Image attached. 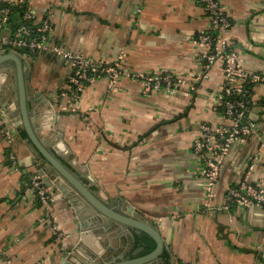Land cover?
Wrapping results in <instances>:
<instances>
[{"label":"crops","instance_id":"crops-1","mask_svg":"<svg viewBox=\"0 0 264 264\" xmlns=\"http://www.w3.org/2000/svg\"><path fill=\"white\" fill-rule=\"evenodd\" d=\"M219 1L230 25L218 40L235 52L243 71L264 76V0ZM18 2L0 0V8H8L7 19L0 23V55L12 51L1 41L12 37L19 25L17 11L9 21ZM23 2L37 26L50 17L48 46H63L108 64L122 54L124 67L134 72L185 79L171 93L147 92L140 78L126 73L115 86L99 76L75 97L67 59L50 48L28 52L29 109L33 117L37 111H54L52 128H39V136L53 144L62 134L68 152L58 157L93 189L99 183L114 206L123 211L131 206L157 226L169 264H264V207H244L227 198L229 188L245 176L255 185L264 182V81L251 84L249 116L255 132L231 145L209 201L204 160L194 145L203 136L202 124L225 126L230 120L221 100L224 61L219 58L207 66L195 42L199 32L212 28L199 1ZM3 65L12 75L0 88L5 104L1 126L17 134L0 132V264H59L66 247L77 240L80 222L103 227L99 234L115 247L108 255L122 250L136 254L141 232L104 217L94 221V210L77 193L68 197L58 186L49 187L47 210L29 189L33 173L51 174V166L28 140L23 125L21 130L16 125L20 110L9 106L17 101L15 63ZM163 252L150 264L163 263Z\"/></svg>","mask_w":264,"mask_h":264},{"label":"built area","instance_id":"built-area-1","mask_svg":"<svg viewBox=\"0 0 264 264\" xmlns=\"http://www.w3.org/2000/svg\"><path fill=\"white\" fill-rule=\"evenodd\" d=\"M206 11L211 21V27L199 32L196 43L201 51V56L205 59L207 66L222 58L224 61L225 81L222 88L221 100L224 112L230 120L225 126H211L202 124L203 136L197 139L194 145L195 151L204 160L203 175L205 178V188L209 201L215 195V188L219 178L222 163L231 147L238 139L244 138L255 132V122L250 118L249 111L251 105V86L264 81V76L258 73L248 74L243 71L238 62V57L233 51L227 49L226 41L218 40L220 31L230 25L228 16L219 0H198ZM23 0H19L18 6H23ZM2 20L8 17V8H0ZM34 18L32 10L27 7L23 13V22L19 24L12 37L2 39L1 44L10 50L24 52H40L50 48L58 55L67 59L72 66L70 83L71 92L75 97L83 90L86 84L94 82L99 76H106L111 86L123 74L140 78L144 90H167L171 93L178 91L179 86L185 83V79L178 75L146 74L134 72L124 67L122 54L114 63H104L95 61L81 52L65 48L63 46H48V34L51 29L50 17L47 16L43 22L35 29L27 24ZM1 125V120H0ZM8 134V130H4ZM30 190L34 191L38 199L45 205L47 210L52 200L51 190L45 185L43 177L39 173H33L30 178ZM227 198L238 205L249 207L258 205L264 207V182L261 185L253 184L245 176L236 186L229 188ZM209 204V203H207Z\"/></svg>","mask_w":264,"mask_h":264},{"label":"water","instance_id":"water-1","mask_svg":"<svg viewBox=\"0 0 264 264\" xmlns=\"http://www.w3.org/2000/svg\"><path fill=\"white\" fill-rule=\"evenodd\" d=\"M21 55L22 54L15 51L5 52L0 55V88L3 84L8 83L12 75L8 73L9 68L3 64L7 61H13L16 70L17 101L10 103L9 106L12 109L19 108L21 114L20 120L16 122L18 129L21 130V125H23L27 132L28 140H31L35 148L41 154L42 160L48 162L51 166V174H46L44 170H40L45 185L48 187L58 186L68 197L77 193L79 198L84 200L94 210V221L104 217L107 220H112L121 225L136 229L138 232H144L156 241V247L143 255L130 256L126 250L108 255L110 251H115V247L109 244V241L106 242L105 238L99 234V231H102L103 227L97 226L95 223L93 226L89 227L87 223L80 222L78 225V234H76L77 240H75L74 244L71 246L66 247L67 249L64 255H62L59 264L152 263L161 255L165 247L164 238L157 226L142 218L131 206H128L126 211L114 206L109 200L108 193L99 183L95 181L96 189H93L85 182L78 171L64 163L58 155L68 152V148L61 133L52 139L53 144L50 138H41L39 136V128H52L51 121L55 114L52 110H48L47 112L37 111L34 117L33 114H31L29 109V96L26 88V76L30 68V62L28 60L31 53L26 52L22 55L23 58H26L25 60ZM4 105L2 97H0V108L2 109ZM36 119H39V121H36ZM1 130L0 132L7 135V133L4 132V130H7L6 128L1 126ZM10 133H14V136H16L17 131L14 130L11 132L8 130V135ZM91 179L95 180L93 176H91ZM108 231L109 229L106 230V234L109 238L111 234H109ZM132 241L134 244V237Z\"/></svg>","mask_w":264,"mask_h":264},{"label":"trees","instance_id":"trees-1","mask_svg":"<svg viewBox=\"0 0 264 264\" xmlns=\"http://www.w3.org/2000/svg\"><path fill=\"white\" fill-rule=\"evenodd\" d=\"M27 7L28 6L26 4H24L23 6H16L14 8L15 10L11 11V13L9 14V21L11 19L12 14L14 13V11H17L18 13H20V16H21V20L19 22V24H21L23 22V13ZM27 24L30 27L34 28L35 32H37V29H36L37 25L34 23L33 20L27 21ZM250 86H251V84H250ZM251 99H252V97H251ZM251 102H252V100H251ZM22 135L26 136L25 131L22 132ZM138 247L141 249L136 254H133L132 256L143 255V254H146V253L152 251L156 247V241L151 236H149L148 234L142 232V233L136 235V241H135L134 248H138ZM162 258H163V263H161V264H169V255L166 251L163 252Z\"/></svg>","mask_w":264,"mask_h":264}]
</instances>
